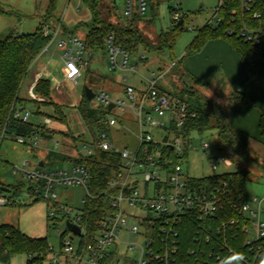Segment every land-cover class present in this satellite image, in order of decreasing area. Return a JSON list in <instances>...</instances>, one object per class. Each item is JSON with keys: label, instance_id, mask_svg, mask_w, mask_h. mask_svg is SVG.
Here are the masks:
<instances>
[{"label": "rangeland", "instance_id": "rangeland-1", "mask_svg": "<svg viewBox=\"0 0 264 264\" xmlns=\"http://www.w3.org/2000/svg\"><path fill=\"white\" fill-rule=\"evenodd\" d=\"M115 4V9L113 2ZM132 11L135 12L136 0H132ZM178 4L176 16L178 20L185 19L187 31L180 33L176 38L171 49L165 48L161 51L159 35L162 31L170 30L174 27L176 21L174 17V5ZM50 0H0V38L8 35L20 36L32 34L40 24H45L50 29L59 25L60 30L57 36L51 42V50L59 40H65L62 33H72L79 40L87 33L88 28L93 24V17L90 10L81 0H57L52 12H47ZM146 10L139 22H127L120 19L125 15L128 0H100L99 8L103 18L112 24L114 34L124 36V30L130 29L131 37L138 36L141 44L137 46L134 54L128 55L127 64L122 69L108 70L107 56L99 58L100 62L90 66L91 71L106 76V81L97 80L96 76H91L86 69L85 54L82 55L83 66L81 77L77 79V84L63 80L59 74L61 63L57 57L52 58L48 65V71L56 77L57 82L61 84L60 92L62 96H53V102L60 105L65 115L66 126L58 125V122H52L47 126L50 130L41 136L36 148H29L25 145L16 143L13 139L4 138L0 143V186L11 190V193H1L0 198L5 200L4 205H0V225H11L20 230L21 233L30 238H44L54 253L59 251L60 236L66 231L67 219L73 218L80 212L81 200L84 197V189L80 186H55L53 191L55 199H42L30 193L27 188L29 182L25 175L32 174L35 169L42 173L55 172L57 170L65 171L69 176L72 164L69 162L49 164L45 157L48 152L63 154L67 158H74L81 148L80 142L73 141L72 138L82 136L84 141L90 143L91 132L88 126L83 123L77 111V104L82 100L85 87L92 90L97 95L104 91L110 96H117L125 99L124 89L126 86L132 87L136 94L146 92L149 81L156 80L157 88L177 94L179 91L191 92L200 96L204 100L209 113H218L226 118L230 126L234 129L244 132L250 140V150L245 154V160L242 165L249 171V180L245 185V195L247 199L256 197L264 200V186L259 178L258 167L253 155H257L256 146L258 134L256 128L250 126L247 122L246 128H239L233 121L231 115L234 109L230 111L227 108L228 101L233 95L242 93V87L247 83L252 85L262 96H264V80L250 81L243 80L238 84L245 74L241 70L235 55L228 45L223 41H212L207 43L202 49L193 53L187 51L188 46L193 41L197 32L208 22L212 23V18L218 6V0H145ZM117 12V13H116ZM149 20H152L149 22ZM50 44V45H51ZM50 50V51H51ZM62 51V52H61ZM60 53L62 66L63 49L58 48L56 56ZM46 57V56H45ZM42 58L35 62L29 68L34 72L45 61ZM98 60V59H97ZM172 62H176V68L170 69ZM63 70V68H62ZM29 77L20 89V97H27V86ZM54 86V85H53ZM187 96L186 93L183 95ZM38 103L49 105L51 101L39 98ZM219 101V103H217ZM28 103L27 110L30 112L29 122L36 124L42 122L46 117L35 114L36 108L40 111L52 114L51 107H39ZM37 106V107H36ZM89 106L102 110L100 102L94 98L89 102ZM244 106L249 109H259L258 106L247 102ZM117 117L122 112L112 110L110 117ZM260 113V112H259ZM122 119L123 127L120 130L111 128L109 130V139L107 142L114 148L133 151L137 148V135L139 133L137 118L132 113H125ZM48 119V118H47ZM238 127V128H237ZM93 132H97L93 128ZM154 137H163L161 132L149 130ZM191 148L183 155H178L182 162L183 171L191 178H202L214 174L230 173L235 171V167L225 168L218 165L216 171L209 169V162H215L220 156L215 147L214 130L206 131L202 135L191 134ZM206 142L209 145L208 150L201 151L200 143ZM56 144V145H55ZM89 145V144H87ZM90 146V145H89ZM193 148V149H192ZM251 151V152H250ZM175 154V153H174ZM45 162V165L38 167L39 163ZM260 167L264 168V163L259 159ZM31 185V184H30ZM15 186V187H13ZM15 189V191H12ZM14 194H13V193ZM10 203V204H8ZM55 203V204H54ZM264 205V203H263ZM64 211H68V218L64 217ZM53 212V216L49 214ZM130 226L134 224L128 220ZM73 243L78 239L67 233L66 235ZM251 236V233L249 234ZM120 240L134 245L132 255L138 254L142 241L135 235L120 236ZM118 251L124 253V247L118 245ZM49 254L44 264H49ZM123 258V256H122ZM6 264H26L24 255L14 256ZM125 264V263H122Z\"/></svg>", "mask_w": 264, "mask_h": 264}, {"label": "built area", "instance_id": "built-area-1", "mask_svg": "<svg viewBox=\"0 0 264 264\" xmlns=\"http://www.w3.org/2000/svg\"><path fill=\"white\" fill-rule=\"evenodd\" d=\"M222 1L218 0V6L212 18L213 22H208V26L214 27L220 22L218 10ZM177 5L175 2L174 21L178 20L175 13ZM132 7V0H128L125 17H130L134 13ZM135 7V13L143 16L146 10L145 0H136ZM239 11L241 14L249 16L250 21L255 25H243L238 31V36L245 42L254 45L264 43V0H240ZM59 30V25L52 29L44 25V34L52 35L51 42ZM57 47L63 49V79L76 84V78L80 76V69L83 66L82 55L85 54L82 41L76 37H70L67 40H59ZM104 47L109 71L122 69L127 64L128 53L114 45L112 35L106 37ZM45 51H47V47L43 50V52ZM148 83L147 91L139 92L138 95L132 87L126 86L124 89L125 99L110 97L104 91L95 95L102 109L113 105L110 111L107 109L108 112L111 113L114 109L122 112L119 115L120 118L117 117V113L113 117H110L109 114L100 116V121L104 124L105 129L96 135L97 149L113 152L119 157V168L107 182L110 191L102 195L110 203L112 210L99 221L97 230L84 244H81L79 240L80 236L86 235L85 227L81 224L80 212L73 220H70L67 219L69 212L64 211L66 222L77 226L80 229V234L75 236L67 231L74 235L78 241L73 243L66 234L61 240L57 253H54L50 247L52 255L49 264H195L198 263V258L206 254L198 246L211 242L212 230H218L217 233H221L227 227L235 225L236 221L231 219L228 222H221V226L218 228L212 227V224L220 219L228 190L219 186L196 190L190 184L191 177H188L181 167V158L177 160L176 164L170 165V161L163 158L158 150H151L150 145L159 144L169 148L177 157L183 155L185 149L188 151L191 148V141L178 136V133L181 132L187 120L196 118V114L189 111L183 101L157 88L156 80H151ZM33 87L29 88L27 98L40 102L41 100L33 93ZM60 87L61 84L55 82L54 89L59 92ZM127 112L137 118L139 130L138 145L133 151L114 148L107 142L111 128L122 129L121 118L124 119ZM29 117L30 112L24 106H16L12 112V118L24 124L29 122ZM41 123L48 126L51 121L45 118ZM149 130L161 132L164 136L154 137ZM41 136L40 133H32L16 137L14 141L29 148H36ZM208 148L209 145L206 142L200 143L201 151H206ZM92 152L93 148L82 143L77 154L89 156ZM218 165L225 168L233 166L227 157L219 156L215 162H209V169L216 171ZM25 179L31 184L32 195L45 200L55 199L53 191L55 186L82 187L85 193L81 205L84 198L89 196L87 190L89 173L83 166L72 165L69 176L65 171L42 173L39 169H35L32 174H26ZM4 204L5 200L0 198V205ZM232 205L244 223L245 243L260 250L264 255L263 199L246 198L241 204ZM52 216L53 212L49 214V217ZM190 219L196 223L194 244L198 248L188 251L187 258L192 259L191 263L188 261L178 263V230L183 222ZM128 220H132L134 224L129 226ZM250 233L251 236H249ZM122 234L135 235L141 239L142 246L139 247L138 254H131L134 245L121 241ZM118 245L124 247V253L118 251ZM229 253L237 260L234 261V264H260L257 261L258 253L254 255L253 259L242 257L233 251ZM208 256L210 257V253ZM216 261L219 263L221 257L216 255Z\"/></svg>", "mask_w": 264, "mask_h": 264}, {"label": "trees", "instance_id": "trees-1", "mask_svg": "<svg viewBox=\"0 0 264 264\" xmlns=\"http://www.w3.org/2000/svg\"><path fill=\"white\" fill-rule=\"evenodd\" d=\"M56 1L50 0L47 12L54 10ZM81 1L90 10L93 17V24L88 28L83 40L84 51L87 54L84 69L91 76H96L97 80H106V76L90 70L92 64L99 63V58L102 59V57L105 58L106 56L104 47L106 37L112 35L114 45L123 49L128 55L134 54L141 42L138 36L132 39L128 38V36L131 37L130 29L123 31L126 38L114 34L116 28H113L112 24H109L100 12L102 9V7L99 8L100 0ZM112 3L115 9L114 1ZM239 6L240 0H223L218 10L220 22L214 27L207 24L203 26L188 46L187 51L195 53L208 41L222 40L230 46L248 77L255 81L264 80V43L254 45L245 42L238 36V31L243 25H255L254 22L250 21L249 16L240 13ZM117 15L120 19L127 22H139L141 20V16L135 12L130 17L121 16L118 13ZM181 19V26H177L178 20L174 23L172 29L160 33L159 43L161 44V51L165 48L171 49L175 38L180 33L187 31L185 19ZM44 25L40 24L32 34L17 37L8 35L0 38V143L5 137L14 140L16 137L27 136L32 133L43 135L47 130H50L42 123L34 125L28 122L24 124L12 118V112L16 106H25L28 103H33L34 105L40 104L39 107H51L52 114L44 113L38 108H36L35 114L48 118L51 123L58 122V125L66 126V129L68 127L60 105L53 102L49 80L40 78L33 87L35 96L46 99L48 102L51 101L49 105L41 104L28 98L24 99L19 95L29 68L34 64L43 50L46 47L48 49L51 42L52 35L44 34ZM172 63L173 65L170 69L176 68L177 63ZM184 93L187 94L186 97L183 96ZM173 96L183 101L187 105L188 110L196 114L195 119L186 121L178 136L191 141L192 133L202 135L207 130H214L216 150L220 156L227 157L235 167V171L230 173L214 174L202 178H190V184L196 190L216 186L224 187L228 190L225 196L224 207L220 213V219L212 224L214 229L221 226V222H228L231 219L236 221L234 226L227 227L224 232L217 233L218 230H212L213 236L211 242L202 243L201 246H198L206 254L198 258V263L195 264H234V261L237 260L229 253L230 251L251 259L258 253L257 261L260 264H264V255L261 254L260 250H256L253 246L245 243L246 237L243 233L244 223L232 205H239L246 199L245 185L249 180L250 173L243 167L242 162L245 160V154L248 151L247 136L233 129L221 114L215 112L209 113L204 100L200 96L184 90L177 92ZM89 102L83 93L82 100L77 104L76 109L83 123L88 126L91 132V140L87 144L93 148V152L89 156L77 154L74 158L70 159L63 154L51 151L45 157V160L49 164L69 162L72 165L83 166L88 170L89 181L87 190L89 196L84 198L80 209L81 224L85 227L86 231L85 236L79 237L81 244L89 241V237L97 230L99 221L112 210L110 203L102 195L110 191L107 182L119 168L120 164L117 154L104 152L96 147V135L99 131L105 129L104 124L100 121V116L108 115L110 112L107 109L96 110L89 106ZM93 128L97 131L96 133L93 132ZM70 138L73 141L86 144L82 136L77 138H72L71 136ZM150 148L151 150H158L163 155V158L170 161V165L176 164L180 158L175 156L166 146L154 144L150 145ZM186 152L187 149L184 151V157ZM42 163L44 166L45 162L43 161ZM6 187L0 186V194L11 193V190ZM27 190L31 193L30 184ZM12 191H15V189H12ZM195 229L196 223L193 219L181 224L177 239L178 263L185 261L192 262V259H188L187 256L190 249L198 248L194 244ZM66 234L67 232L60 236V243ZM50 253L51 248L46 239L30 238L21 233L16 227L7 224L0 225V264L8 263L16 255H24L26 257V264H44ZM209 253L210 257L208 256ZM216 255L221 257L219 263L216 261Z\"/></svg>", "mask_w": 264, "mask_h": 264}, {"label": "crops", "instance_id": "crops-1", "mask_svg": "<svg viewBox=\"0 0 264 264\" xmlns=\"http://www.w3.org/2000/svg\"><path fill=\"white\" fill-rule=\"evenodd\" d=\"M62 35L65 38V40H67V38H70V37H75V34H71V33L65 34V32L62 33ZM84 36H83V39L80 40V41H82V43H83V40H84ZM214 41H222V40H214ZM210 42H212V41H208L207 43H210ZM57 43H56V45L54 46V48L52 50H51V46L53 44H51L48 47L47 51L43 52L38 57V59L35 61V62H38L42 58L44 59V57L46 56L45 57V61L43 62V65L42 64L39 65V66L42 67V69H38L37 68L34 72L29 71L30 69L28 70V73L26 75V78L29 77L30 81H29V84L27 86V92H28V90H29V88L31 86H35L36 82L40 78H43V79L49 80V82H50L51 91H52V97L53 96H56V95L62 96L60 90H59V92L56 91L54 89V86H53L55 84V82H57L56 77L52 76V73L47 70L48 69V65L50 64L52 58L57 57L58 58V61L61 63V66H60V68H59L58 71H59V74L61 75V78L63 79V76H62V68H63V66H62V62L60 60V53L62 51L59 52V55L58 56H56V53L58 52V48H59V47H57ZM207 43H205L203 45V47ZM228 47L230 48L229 45H228ZM231 51H232V49H231ZM232 53L234 54L233 51H232ZM86 55L87 54L85 53V55H84L85 58H86ZM235 57H236V55H235ZM236 59H237V57H236ZM237 62L239 64L241 70L245 74V78H243L240 82H238V84L239 85L242 84L243 80H247V78L250 81H252L253 79L250 78V77H248V75L246 74V72L242 68V66H241V64H240V62H239L238 59H237ZM107 63H108V61H107ZM81 71H82V68L80 69V76H78L76 78V84H77V79L81 77ZM26 78H25V80H26ZM25 80H24L23 84L25 83ZM104 81H106V80H104ZM241 90H242L243 94L236 92V94H238V95L231 96V98L228 101L227 108L230 109V111H232L234 109V113L231 115V121H233L237 126H239V128H246L247 122L250 123V126H254L256 128V135L258 134L257 139L259 141L261 140V142H258V144H257L258 146H256V151H254V152H257V155H255V156L253 155V158L256 160V166L258 167L257 174L259 175V178L261 179V181L263 183V186H264V168L263 167H260V164H259V159L264 163V96H262L252 85L247 84V83L242 87ZM110 97H115L116 98L117 96L115 95V96H110ZM117 98H119V97H117ZM24 99H27V97L24 98ZM247 102L248 103L249 102L253 103L254 105L258 106L259 109L256 108V110L254 109V111L251 110V109H249L247 106H244L245 104H247ZM27 107H28V104H26L24 106L25 109H27ZM39 123H41V122H38V123H36L34 125H37ZM237 131H239V130L237 129ZM239 132H241L244 135H246L242 131H239ZM246 136L248 138V148L250 150V140H249L248 135H246ZM263 203H264V200H263Z\"/></svg>", "mask_w": 264, "mask_h": 264}, {"label": "water", "instance_id": "water-1", "mask_svg": "<svg viewBox=\"0 0 264 264\" xmlns=\"http://www.w3.org/2000/svg\"><path fill=\"white\" fill-rule=\"evenodd\" d=\"M182 25V19L179 20V22L177 23V26H181ZM84 96L86 98V100L91 101L95 98V94L92 92L91 89L85 87L84 89ZM113 108V105H109L108 106V111H110ZM43 163H39L38 167H42ZM66 231L74 234L75 236H79L80 234V229L77 226L72 225L69 222H66Z\"/></svg>", "mask_w": 264, "mask_h": 264}, {"label": "clouds", "instance_id": "clouds-1", "mask_svg": "<svg viewBox=\"0 0 264 264\" xmlns=\"http://www.w3.org/2000/svg\"><path fill=\"white\" fill-rule=\"evenodd\" d=\"M217 103H219V101H217Z\"/></svg>", "mask_w": 264, "mask_h": 264}]
</instances>
